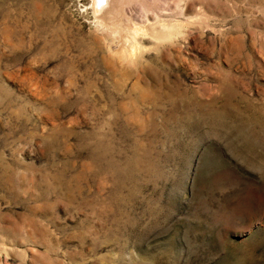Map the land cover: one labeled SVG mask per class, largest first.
<instances>
[{
  "label": "rangeland",
  "instance_id": "374dc122",
  "mask_svg": "<svg viewBox=\"0 0 264 264\" xmlns=\"http://www.w3.org/2000/svg\"><path fill=\"white\" fill-rule=\"evenodd\" d=\"M114 2L0 0V264H264V0Z\"/></svg>",
  "mask_w": 264,
  "mask_h": 264
},
{
  "label": "bare ground",
  "instance_id": "6f19581e",
  "mask_svg": "<svg viewBox=\"0 0 264 264\" xmlns=\"http://www.w3.org/2000/svg\"><path fill=\"white\" fill-rule=\"evenodd\" d=\"M96 8H98V10L100 9L101 10V16H103L104 18H106V19H108V17L109 16H113V15H116V14H118L119 13V9H118V4L117 3H115L114 2V0H96ZM120 13H121V11H120ZM131 13V15H133V13L132 12H130ZM122 14H124V9L122 10ZM117 17V16H116ZM114 18H115V16H114ZM123 18H124V16H123ZM136 18V17H135ZM116 19H118V18H116ZM130 19V18H129ZM110 20V19H109ZM108 20V21H109ZM120 20H121V18H120ZM113 21H114V19H113ZM113 21H111V22H113ZM122 21V20H121ZM117 22V21H116ZM123 22V21H122ZM121 22V23H122ZM133 22V21H132ZM131 22V23H132ZM120 23V24H121ZM134 23V22H133ZM117 24V23H116ZM140 23H138V25H139ZM134 25V24H133ZM136 25H137V23H136ZM136 25H134V30H133V32H134V34L136 35V34H138V31L141 29L140 28V26L139 27H137ZM123 26V25H122ZM129 26V25H128ZM142 26V25H141ZM119 27V26H118ZM130 27H131V25H130ZM132 28V27H131ZM129 29V28H128ZM131 30V29H130ZM129 30V31H130ZM119 31V30H118ZM132 32V31H131ZM134 46L132 47V51H134Z\"/></svg>",
  "mask_w": 264,
  "mask_h": 264
}]
</instances>
